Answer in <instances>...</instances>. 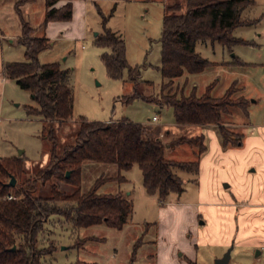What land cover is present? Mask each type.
<instances>
[{
	"label": "rangeland",
	"instance_id": "374dc122",
	"mask_svg": "<svg viewBox=\"0 0 264 264\" xmlns=\"http://www.w3.org/2000/svg\"><path fill=\"white\" fill-rule=\"evenodd\" d=\"M5 1L8 0H0L3 3ZM74 1L85 21V27L78 26L77 21L64 34L53 32L54 35L50 37L52 44L39 54L41 65L59 63L62 69L70 72L69 85L74 96L73 116L68 121L55 125L57 154L62 155L67 146L74 144L81 117L99 122L129 119L146 125L156 135L163 126H172L175 123L173 108L159 101L163 93L166 94L163 91L165 79L158 68L161 65L162 51L160 38L165 6L185 4L186 0ZM254 1L255 5L247 8L243 17L260 21L254 25L238 27L233 33L235 37L252 44H237L230 52L217 42L198 41L196 51L215 64L202 73H186L176 78L172 88L173 93L180 98L193 91L202 95L209 85L214 84L212 95L221 97L236 82L237 91L232 99L241 96L248 99L250 116L238 108H231L224 118L227 128L233 133L250 128V124L264 125V0ZM28 7L31 10L29 13L28 10L24 11V20L34 28L32 36H40L43 31L40 25L44 19V0H35ZM103 15H111L107 28L124 39L128 63L132 67H139L141 82L135 84L128 80L127 71L122 80L109 77L102 55L110 52V49L102 48L95 42L96 36L104 32ZM2 24H6L3 32L16 36V41H3V49H0V156L24 157V172L18 179L22 182L35 179L48 165L52 143L43 134L49 135L51 126L45 124L41 117L27 112V106H38L32 94L21 89L16 80L6 79L2 73L3 62L25 61V48L18 43L17 37L21 31L19 18L10 9H6L0 12V28ZM235 57L247 64L231 65ZM174 127L175 132L172 133L175 134H167L165 138L162 137L163 140L171 141L176 137L197 134L192 126L183 125L178 128L179 131ZM242 140L244 141L243 136ZM181 146L167 149L166 157L179 161L197 160L195 148L187 144ZM230 147L243 148L233 145ZM246 155L239 156L240 179L231 187L229 182L223 183V193L232 195L235 188L241 189L247 195V203H260L264 206V143L256 147L253 155ZM243 159L246 163L244 173L241 169ZM251 159L255 161L248 165ZM225 167L226 173L228 169H232ZM176 172L184 181L185 191L182 194L172 193L166 201H160L157 194L147 193L143 173L137 163L121 173L124 179L116 180L114 178L118 177L119 171L115 164L87 162L82 168L81 191L87 192L98 178L110 179L101 185L99 192H123L128 195L133 201L131 221L122 230L105 224L75 228L64 217L51 216L39 236V247L54 248L51 254L45 256V264H175L168 257L157 260V252L161 250L165 255L169 249L176 250L179 254L184 251L188 253L190 250L194 255V244L189 248L186 244V240L191 243V238L188 234L185 237L179 235L180 224L175 212L197 200V175L184 170ZM52 182H56L59 189L68 195L77 190L73 184L58 178L47 181L44 185L42 180H37L36 195L50 196ZM258 190L263 196L257 195ZM223 193L220 192L221 195ZM15 195L18 199L23 197L22 194ZM57 204L61 207L70 205L65 201ZM263 216L261 222L252 229V237L260 239L262 245H235L231 251L230 264H264ZM84 240L86 242L82 245ZM232 246L234 245L231 244L225 251H221L216 246L200 244L197 247L196 264H215L216 259L220 258L217 256H223ZM176 259L182 264L186 261L185 256L177 255ZM193 259L195 260V256Z\"/></svg>",
	"mask_w": 264,
	"mask_h": 264
},
{
	"label": "trees",
	"instance_id": "16d2710c",
	"mask_svg": "<svg viewBox=\"0 0 264 264\" xmlns=\"http://www.w3.org/2000/svg\"><path fill=\"white\" fill-rule=\"evenodd\" d=\"M56 2L46 0L44 26L51 21L71 20L73 4L68 2L57 9L53 7ZM254 5V0H186L185 4L165 6L160 38L161 65L158 68L165 79L163 91L166 94L163 93L159 101L173 108L178 124L217 125L225 147L242 145L238 135L227 128L225 115L230 113L231 108H238L249 116V100L243 96L232 99L237 84H232L221 97L212 95L214 84L209 85L202 95L193 91L180 98L172 88L176 78L186 73H202L215 64L196 51L198 41L217 42L230 52L237 44H252L235 37L233 33L238 27L260 21L243 17L244 11ZM110 16L103 15L104 32L95 38L98 46L110 49L102 55V61L110 78L122 80L127 71L128 80L137 84L141 82L140 69L129 65L122 36L107 28ZM33 31L30 23L22 19L20 42L25 48V61L5 63L4 74L32 94L38 106H27V112L41 117L45 124L51 126L50 134H43L52 143L51 158L35 179L19 182L24 172V157H0V264H45V256L51 254L54 248L39 247V236L51 216H62L75 228L105 224L122 230L130 223L133 214L131 198L123 192H99L101 185L110 179L98 178L87 192L81 191L82 168L87 162L115 164L119 171L118 177L114 178L116 180L124 179L121 173L137 163L142 170L147 193L157 194L160 201H166L172 193L182 194L185 191L184 181L177 170L195 175L199 173L198 160L169 159L166 150L187 144L196 149L199 158L207 149L203 135L165 141L146 125L129 119L99 122L81 117L74 144L67 146L62 155L57 154L55 125L73 116L70 72L62 69L59 63H39V54L48 48L49 39L33 37ZM231 64L247 63L235 57ZM67 172H70V177L66 176ZM12 177L17 180L14 186L9 185ZM55 178L73 184L77 190L68 195L59 189L56 182H52L50 196L36 195L37 180H42L44 185ZM15 194H22L23 197L18 199ZM9 195L15 198L9 200ZM59 201L70 205L61 207L57 204Z\"/></svg>",
	"mask_w": 264,
	"mask_h": 264
},
{
	"label": "crops",
	"instance_id": "0c3cea01",
	"mask_svg": "<svg viewBox=\"0 0 264 264\" xmlns=\"http://www.w3.org/2000/svg\"><path fill=\"white\" fill-rule=\"evenodd\" d=\"M34 1L35 0H8L4 3L0 2V12L10 9L12 14H16L19 18L21 26L20 35L17 36L19 44H21L20 36L22 35V19H24V11L28 10L29 13L31 9L28 6L33 4ZM68 2L73 4L71 20L51 21L47 26H44L43 23L47 12L46 0H44V19L40 25V29L43 31L41 30V35L36 37L48 38V48L52 44L50 37L54 35L53 32H57L56 34L60 35L64 34L69 27L77 24V21L78 26L85 27V21L81 18V13L79 9L76 8V2L74 0H57L53 7L59 9ZM5 25L6 24H2V28H0V49H3V41L9 43H14L16 41L14 38L16 36L6 35L3 32ZM5 63L7 62H3L1 66L3 74ZM5 77L3 79H5ZM7 78L8 77H6V79ZM234 83L236 82H233V84ZM181 126H183V124H178L176 121L172 126L165 125L161 130L159 129L157 136L162 138L166 137L167 134H175L172 133L175 132L173 127L178 129L181 128ZM186 126H192L191 128H194L193 130L196 131L197 134L184 137L203 135L207 147L206 151L199 158L197 154L194 153L199 161V173L195 178V185L198 188V198L196 201L191 202V205L184 206V208H181L178 211L176 210L175 212V216L180 224L181 233L179 235L185 237V235L188 234L191 238V243L189 240H186L187 248L194 244L196 247V250H194L196 252L192 255L193 252H190L188 249V253H185L184 251L179 254L178 251L176 253V250L170 251L171 249L168 248L169 251L165 255H163L161 250L157 252V260L160 261L163 260L164 257H168L170 262L180 264L181 261L178 262L176 259V256L178 255L179 257L185 256L186 261L183 264H196L198 254L197 247L200 244L216 246L221 249V251H225L231 244L234 245L233 247L237 244L262 245L260 239L252 237L254 233L252 229L254 225L261 222L262 216L264 215V206L260 203H247V195L244 191H241V189L235 188V191H232V195L225 194L223 193L222 186L223 183L229 182L231 187L236 180L240 179L238 175V168L240 166L239 156L245 157L246 153L248 155H253L256 147L264 143V125L257 123L250 124V128H246L245 130L242 129V131L235 133L241 139V146L243 148L225 147L217 125L191 124ZM242 136L244 137V141L242 140ZM254 161L255 159H251L248 165L253 164ZM225 166L232 167V169H228V172L226 173ZM241 167L242 172L244 173L246 167L244 159L241 162ZM220 192L223 194L221 195ZM257 195L263 196L262 194H259V190L257 191ZM218 253L216 255H219ZM194 256L195 260L193 259ZM217 257L221 258L222 256Z\"/></svg>",
	"mask_w": 264,
	"mask_h": 264
},
{
	"label": "water",
	"instance_id": "95a60500",
	"mask_svg": "<svg viewBox=\"0 0 264 264\" xmlns=\"http://www.w3.org/2000/svg\"><path fill=\"white\" fill-rule=\"evenodd\" d=\"M98 33H96L97 35ZM67 177H70V172H67ZM16 184V179L15 177H12L9 185L14 186ZM15 249V246L12 248V250ZM233 249V246L231 248H229L226 253L221 257L216 259L215 264H230V260H231V251Z\"/></svg>",
	"mask_w": 264,
	"mask_h": 264
},
{
	"label": "built area",
	"instance_id": "2783aa9c",
	"mask_svg": "<svg viewBox=\"0 0 264 264\" xmlns=\"http://www.w3.org/2000/svg\"><path fill=\"white\" fill-rule=\"evenodd\" d=\"M7 198H8L9 200H11V199H14L15 197H13L12 195H9Z\"/></svg>",
	"mask_w": 264,
	"mask_h": 264
}]
</instances>
